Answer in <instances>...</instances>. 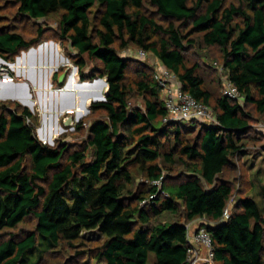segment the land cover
I'll use <instances>...</instances> for the list:
<instances>
[{
    "label": "trees",
    "instance_id": "16d2710c",
    "mask_svg": "<svg viewBox=\"0 0 264 264\" xmlns=\"http://www.w3.org/2000/svg\"><path fill=\"white\" fill-rule=\"evenodd\" d=\"M15 2L17 16L31 20L61 12L58 40L77 52L80 81L88 76L87 63L95 62L92 73L105 79L106 92L104 101L90 105L91 112L104 113V120L91 122L87 145L71 153L67 146L38 141V120L27 107L0 104V231L15 229L30 215L37 220L35 231L0 241V264H37L43 253L84 242L96 264H188L186 223L196 219L207 221L201 227L212 240V264H264V216L258 202L238 198L225 215L232 188L220 178L233 158L254 154L243 140L252 131L243 104L264 114V0H237L227 7L226 0ZM146 5L168 23H157ZM186 25L190 29L183 35L180 29ZM41 32L38 28L35 37L26 39L0 28V59L8 63L36 47ZM194 33L205 47L218 49L241 104L223 93L213 100L199 65H187V47L196 43L188 36ZM129 46L152 53L184 93L212 110L215 123H201L189 137L191 126L167 121L154 71L151 77L139 72L134 82L143 110L130 107L128 63L119 55ZM83 124L79 120L75 129ZM258 148L263 152L264 142ZM175 155L188 160L182 161L188 176L169 185L158 161L173 162ZM134 167L145 181L135 187ZM180 210L183 223L152 222ZM83 232H96L98 238L86 239Z\"/></svg>",
    "mask_w": 264,
    "mask_h": 264
},
{
    "label": "rangeland",
    "instance_id": "374dc122",
    "mask_svg": "<svg viewBox=\"0 0 264 264\" xmlns=\"http://www.w3.org/2000/svg\"><path fill=\"white\" fill-rule=\"evenodd\" d=\"M237 3V0H226L224 7H227L229 4L237 5ZM16 10L17 4L15 0H0V28H6L7 30L19 33L26 39L35 37L36 30L39 28L42 30L41 37L43 40L41 43L46 41L59 42L58 20L61 12L51 13L43 19L31 20L28 18L18 17ZM145 10L150 14L151 17L154 18L157 23L164 26L168 23V21L157 15L155 9L151 6L146 5ZM95 13V8L91 9L90 18H93ZM175 25L178 26L177 23ZM189 29L190 25H186L181 27L180 31L183 35H187ZM188 37L195 39L196 43L193 46L187 47V52L185 53L187 65L190 66L193 63H197L199 65V74L204 80L205 87L212 92L214 100V98L222 94L223 82L226 79V73L222 67L220 53L216 47H205L199 41L200 34L194 33ZM62 52L66 58V61L65 63H61L59 65L54 79H56L58 75L64 73L66 70L67 71L65 74L74 73L77 78L80 79L77 73V67L74 65L77 52L73 50L66 41L62 43ZM119 55L126 59L128 63L125 84L127 85V89L129 91V105L130 107H138L139 109L143 110V99L138 93L134 82L140 79V75L138 73L141 71L146 72L151 77L152 72L155 71L160 64L157 62V59L152 53H146L144 57H141L139 55V50L133 46H129L127 49L120 51ZM16 58L8 62V67L4 65L7 64L4 61L2 64H0V78L7 76L12 79V83H17L19 81L16 72L10 67L16 64ZM87 64L88 65L85 71L87 72L88 76L84 81H81V83L89 84V87L83 88V93H80L79 95L80 99L82 96H85V94L89 95V101L92 102L96 97L99 96V94L104 95L106 92V86L103 85L105 79L99 78L97 76L94 77L95 74L92 73L93 71L95 73L97 71L98 66L96 63L88 62ZM2 69L6 71H3ZM55 84L57 83L55 82L54 86ZM6 86L12 90L11 92H4L3 90L0 91V104H6L12 107L14 104H18L21 107L28 105L22 104L16 100L14 96L17 94H20V97L29 103H38L37 94L35 93L37 89H29L28 85H24V87H16L14 84H8ZM162 94L163 93H161V97ZM213 100L212 105L214 103ZM95 102H99V100H96ZM243 109L248 115L247 120L249 122L250 129H252V131H250L247 136L243 138V140L247 142L248 151H251L254 154H244L243 156L233 158L230 162V165L220 176V178L227 181L232 188V196L228 203L226 214H229L232 211L238 198L250 196L254 198L256 202H258L261 212L264 216V151L260 152V149L258 148L259 145L264 142V114H259L255 110L254 106L250 103L243 104ZM30 111L36 116L38 120L37 127L35 129V136L38 141H47L46 145L49 147H55L57 145L67 146V153L83 149V147L87 145L86 142L88 139L89 124L94 120H104V113L102 111L91 112L89 107L85 108L80 103V106H76V108H74L70 113L63 112L59 115L58 132L54 133L51 137H48L45 136L43 127L44 125L46 126V124L49 125V118L53 120V116L51 114H48V116L45 115L38 107ZM77 111L79 115L86 114L84 117L79 119L84 121V124L80 129H75V126L79 121L76 118ZM69 117H71L70 120ZM200 124L201 123L197 121L183 123L185 127H192L188 130L191 131L189 137H194L196 135ZM248 137L252 138L248 139ZM172 145L173 143L171 142L167 146V149L170 150ZM88 152L89 150L86 151V153ZM178 157V155H175L173 162L165 161L163 159L158 161L159 165L163 168V174L166 176V184L176 185L177 183L185 180L186 176H188L186 166L182 163V161L188 162V160L182 158L181 161ZM132 171L135 172L136 167L132 168ZM134 177L133 187L138 185L139 182L145 183L141 173L135 172ZM204 186L206 185L204 184ZM172 221L181 223L185 222L181 210L177 215L163 213L156 219L152 220L154 223ZM36 224V218L30 215L15 229H4L0 231V241L8 238L11 234L23 236L25 233L35 231ZM186 224H190V227L194 229L197 226H205L207 221L205 219H196ZM82 236L86 239L98 238L96 232H83ZM86 245L88 244L84 242L83 244H75L72 248L61 247L56 250H50L49 252L42 254L37 264H96L93 259L87 256Z\"/></svg>",
    "mask_w": 264,
    "mask_h": 264
},
{
    "label": "crops",
    "instance_id": "0c3cea01",
    "mask_svg": "<svg viewBox=\"0 0 264 264\" xmlns=\"http://www.w3.org/2000/svg\"><path fill=\"white\" fill-rule=\"evenodd\" d=\"M20 58L22 59V63L18 64L16 68H13L19 81L12 83L10 77L0 78V91L11 92L12 89L6 86L8 84H14L16 87L28 85L29 89H37L35 93L37 94L38 103L28 102V105L24 106L30 110L38 107L45 115L48 116V114H51L53 116V120L49 118V125L46 124L43 127L45 136L51 137L54 133L58 132V117L63 112L70 113L76 106H80V103L83 107L90 108L92 102L89 101L86 94L80 99L79 94L83 93L82 89L70 88L67 90L69 82L77 83L78 85L81 83L80 79L74 73L65 74L67 70L64 71L65 76L61 84H59L58 80L63 73L54 79L57 68L61 63L63 64L66 61L62 52V42H43L36 47L21 52L16 60ZM2 62L3 60L0 59V64ZM55 82L57 84L54 86ZM85 115H79L77 111L76 118L79 120Z\"/></svg>",
    "mask_w": 264,
    "mask_h": 264
},
{
    "label": "built area",
    "instance_id": "2783aa9c",
    "mask_svg": "<svg viewBox=\"0 0 264 264\" xmlns=\"http://www.w3.org/2000/svg\"><path fill=\"white\" fill-rule=\"evenodd\" d=\"M145 54V52L139 51L141 57H144ZM4 65L8 67V63ZM153 79L161 87L163 106L167 112V121L215 123L212 110L207 105L195 100L190 94L184 93L175 75L170 73L165 67L158 65L153 73ZM222 93L225 97L236 101L238 104L242 103V97L227 78L223 82ZM41 143L46 145L47 141ZM153 185L160 186V181H154ZM186 240L188 245L186 259L188 264H212V240L204 227L197 226L192 229L190 224L186 225Z\"/></svg>",
    "mask_w": 264,
    "mask_h": 264
},
{
    "label": "bare ground",
    "instance_id": "6f19581e",
    "mask_svg": "<svg viewBox=\"0 0 264 264\" xmlns=\"http://www.w3.org/2000/svg\"><path fill=\"white\" fill-rule=\"evenodd\" d=\"M22 63V59L20 58V59H17L16 60V64L14 65V66H10L11 68H16L17 67V65L18 64H21ZM9 66V65H8ZM9 67V68H10ZM7 77V76H6ZM86 85H89V84H85V85H83V84H80V85H78L77 83H71V82H69V84L67 85V90L68 89H83ZM15 97V99L16 100H18L19 102H21L22 104H28V101H26V100H23V98L22 97H20V94H17L16 96H14Z\"/></svg>",
    "mask_w": 264,
    "mask_h": 264
},
{
    "label": "water",
    "instance_id": "95a60500",
    "mask_svg": "<svg viewBox=\"0 0 264 264\" xmlns=\"http://www.w3.org/2000/svg\"><path fill=\"white\" fill-rule=\"evenodd\" d=\"M3 63V62H2ZM64 73L63 74H61V76L59 77V80H58V82H59V84H61L62 83V81H63V79H64ZM80 84H83V85H85L86 83H80ZM79 84V85H80ZM104 86H106V82L104 81V84H103ZM89 87V85H86L84 88H88ZM83 90V89H82ZM88 97H89V95H87ZM96 100H99L100 102H102V101H104L105 100V93H104V95H102V94H99V96L98 97H96L95 98V100L94 101H92V102H95ZM24 107H26V106H24ZM71 119V117H69V120Z\"/></svg>",
    "mask_w": 264,
    "mask_h": 264
}]
</instances>
